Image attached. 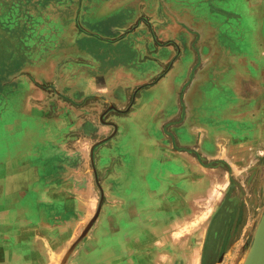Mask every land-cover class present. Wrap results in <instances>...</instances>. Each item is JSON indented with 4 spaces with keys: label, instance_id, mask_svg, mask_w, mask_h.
<instances>
[{
    "label": "rangeland",
    "instance_id": "374dc122",
    "mask_svg": "<svg viewBox=\"0 0 264 264\" xmlns=\"http://www.w3.org/2000/svg\"><path fill=\"white\" fill-rule=\"evenodd\" d=\"M177 3L182 12L174 19L178 30L162 33L173 19L167 4ZM258 31L264 39V0H0V92H45L51 101L45 103L49 116L59 115L60 99L85 107L74 137H82L76 148L83 153L86 185L93 188L86 192L92 210L116 197L142 203L147 187L170 183L169 177L180 173L174 183L188 187L192 198L202 199L197 215L204 216L212 206L208 260L245 264L254 239L264 232L257 233L258 222L264 228V115L252 111L259 105L264 112V74L255 77L261 92L253 99L241 97L245 110L231 114L248 115L249 110L261 125L244 158L229 156L228 151L236 152L232 136L227 142L216 128L220 112L235 105L233 92H219V97L203 102L193 97L196 137L190 144L180 143L178 130L186 117L184 95L195 74L209 68V88H214L253 51L248 43ZM258 67L264 73V63ZM81 74L87 78L79 79ZM117 74L120 77L114 79ZM93 86L95 93H85ZM137 109L136 118L118 133L120 119ZM141 109L144 119L138 118ZM231 115L222 116L230 125ZM142 119L159 126L155 140L148 141L137 127ZM164 152L179 153L180 164L164 161ZM206 194L211 196L207 202ZM90 227L82 254L53 256L55 263L72 264L78 256L86 261L94 249L102 250L103 242L100 247L90 240ZM201 244L203 238L198 247ZM98 258L95 264L163 261L124 254Z\"/></svg>",
    "mask_w": 264,
    "mask_h": 264
},
{
    "label": "crops",
    "instance_id": "0c3cea01",
    "mask_svg": "<svg viewBox=\"0 0 264 264\" xmlns=\"http://www.w3.org/2000/svg\"><path fill=\"white\" fill-rule=\"evenodd\" d=\"M177 4V7L167 4L173 19L168 20L167 28L162 33L178 30L179 25L175 24L174 19L179 20L182 12L180 3ZM165 5L164 2L162 6ZM255 27L253 32L256 33ZM255 33L248 43L253 51L236 67H232V72L217 82L214 88H209V68L203 67L195 74L184 95L186 117L178 130L180 143L190 144L199 128L192 121L195 110L191 104L193 97L198 96L203 102L210 96L219 97V92H233L236 97L235 105L227 106L220 112V126L216 127L220 130L217 132L227 142L232 136L236 152L228 151V154L230 156L231 153L234 160L244 158L246 149L254 144L255 134L261 131L258 117L253 118L249 110L248 115L244 112L236 116L231 114L242 107L241 97L253 99L261 92L255 77L261 78L264 74L258 67L264 63V39L260 36V31L258 36ZM245 70L249 75H246ZM172 74L170 71L165 79L169 81ZM77 77L84 79L87 75ZM119 77L117 74L114 79ZM31 84L33 82L28 84L30 89ZM95 91L96 87L93 86L92 90L85 93ZM1 97L0 264H62L59 260L55 263L53 256L69 258L70 254L79 252L81 255L86 228L90 224L91 233L87 234L91 236L90 240L95 246L99 243L101 247V242L104 243L102 250L94 249L86 261L83 257L80 259V256L71 259L72 264H85L89 261L95 264L101 255L117 258L122 254L160 257L164 261L161 264H169L168 261L171 264H220L218 262L221 259L218 260V257L216 261L210 262L209 252H206L213 217L212 206L210 212L205 211L204 216L197 215V203L202 204V199L192 198L188 187L182 188L174 183L175 178L179 180L180 173L169 177L170 183L158 185L152 190L147 187L142 203L123 199L124 197L112 198V187L109 192L112 199L102 205L99 203L92 210L93 205L86 194L93 192V188L86 185L82 168L83 153L76 148L79 142L82 143V137H74L81 125L80 114L85 107L70 106L60 99L56 112L59 115L49 116L45 103L51 101H48L45 92H0ZM254 110L264 115L259 105L254 106L252 111ZM141 112L142 109L138 118L144 117ZM137 113L138 109L120 119L118 133L125 131L123 128L127 127V123L131 124ZM229 115L234 117V124L224 121L223 117ZM142 122H137L142 134L148 141L155 140L159 126L144 120ZM143 146L141 144L140 150ZM145 153L141 150V157ZM163 157L164 161L174 160L178 164L182 160L179 153L164 152ZM139 192H142V188ZM210 197V194H206L203 201L207 202ZM257 225L259 228L260 222ZM201 238L204 245L198 247ZM185 241L188 243H183ZM120 242H124V245H120ZM224 261L225 259L221 264ZM116 263L118 261L112 264Z\"/></svg>",
    "mask_w": 264,
    "mask_h": 264
},
{
    "label": "water",
    "instance_id": "95a60500",
    "mask_svg": "<svg viewBox=\"0 0 264 264\" xmlns=\"http://www.w3.org/2000/svg\"><path fill=\"white\" fill-rule=\"evenodd\" d=\"M93 149V148H92ZM91 149V151H92ZM95 180H96V183H97V179H96V175H95ZM100 188V187H99ZM101 199H102V194H101ZM100 207V206H99ZM256 244H255V239H254V244L251 248V251L249 253V256L245 262V264H255V255H254V252L255 250L257 249L256 248ZM254 255V256H253ZM256 264H264V235L262 237V241H261V244H260V252L258 254V260H257V263Z\"/></svg>",
    "mask_w": 264,
    "mask_h": 264
},
{
    "label": "bare ground",
    "instance_id": "6f19581e",
    "mask_svg": "<svg viewBox=\"0 0 264 264\" xmlns=\"http://www.w3.org/2000/svg\"><path fill=\"white\" fill-rule=\"evenodd\" d=\"M264 228L261 226V224H260V226H259V228H258V230H257V233L259 232V231H261V230H263ZM263 235H264V232H263V234L262 233H260L259 232V234H258V236H256V239H255V241L257 240L258 241V239H259V244H258V250H257V257H256V255H255V264L257 263V260H258V254H259V252H260V244H261V241H262V237H263ZM255 244H256V242H255ZM254 254H256V253H254ZM254 256V255H253Z\"/></svg>",
    "mask_w": 264,
    "mask_h": 264
}]
</instances>
